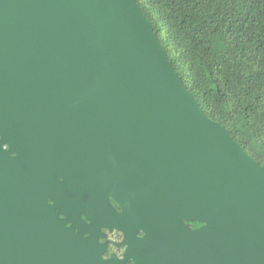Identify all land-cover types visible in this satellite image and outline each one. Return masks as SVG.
<instances>
[{
	"label": "water",
	"instance_id": "obj_1",
	"mask_svg": "<svg viewBox=\"0 0 264 264\" xmlns=\"http://www.w3.org/2000/svg\"><path fill=\"white\" fill-rule=\"evenodd\" d=\"M102 227L133 264H264V165L137 0H0V264H122Z\"/></svg>",
	"mask_w": 264,
	"mask_h": 264
},
{
	"label": "trees",
	"instance_id": "obj_2",
	"mask_svg": "<svg viewBox=\"0 0 264 264\" xmlns=\"http://www.w3.org/2000/svg\"><path fill=\"white\" fill-rule=\"evenodd\" d=\"M137 2L205 113L264 165V0Z\"/></svg>",
	"mask_w": 264,
	"mask_h": 264
},
{
	"label": "flooded vegetation",
	"instance_id": "obj_3",
	"mask_svg": "<svg viewBox=\"0 0 264 264\" xmlns=\"http://www.w3.org/2000/svg\"><path fill=\"white\" fill-rule=\"evenodd\" d=\"M4 147L6 148L7 146L4 145ZM82 199H83V201H87L88 195L83 196ZM49 202H52V201L49 200ZM110 204H111V206H113L115 208L116 211L121 210L119 205L113 199H110ZM59 217L65 219V224L67 227H71L74 225V221L68 219L69 214L60 213ZM80 219L85 221V223H87V224H91V221L88 220L84 214L80 215ZM193 222H195V221L191 222V221L184 220V223L192 229L199 228L200 226H202L204 224L203 222L197 221L200 224L197 226H194ZM74 231L78 232L79 229L74 227ZM88 235H90L89 232L83 233L84 237H87ZM142 235H143L142 231H138L136 233V236H142ZM124 239H125V237H124L123 232L121 230H119L118 228H116V227H113V228L102 227L101 228V235L98 236L97 240L99 243L105 244V248L102 252L103 258H109V257L115 255L118 259L124 260V262L122 264H133V262L131 260L125 261L124 252H125L127 244L124 243V241H125ZM115 264H120V263H115Z\"/></svg>",
	"mask_w": 264,
	"mask_h": 264
}]
</instances>
